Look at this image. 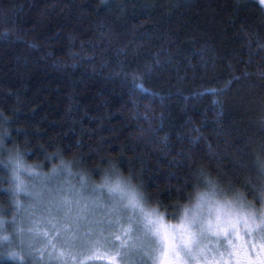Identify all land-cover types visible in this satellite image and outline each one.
I'll use <instances>...</instances> for the list:
<instances>
[{"label": "trees", "instance_id": "obj_1", "mask_svg": "<svg viewBox=\"0 0 264 264\" xmlns=\"http://www.w3.org/2000/svg\"><path fill=\"white\" fill-rule=\"evenodd\" d=\"M64 167L129 179L171 222L209 190L259 209V0H0V264H44L15 241L43 206L20 178Z\"/></svg>", "mask_w": 264, "mask_h": 264}, {"label": "rangeland", "instance_id": "obj_2", "mask_svg": "<svg viewBox=\"0 0 264 264\" xmlns=\"http://www.w3.org/2000/svg\"><path fill=\"white\" fill-rule=\"evenodd\" d=\"M20 185L28 202L43 206L19 214L15 241L36 244L35 260L44 264L264 262V200L256 209L209 190L171 222L115 174L94 178L64 167L30 171ZM226 224H235L227 236Z\"/></svg>", "mask_w": 264, "mask_h": 264}, {"label": "snow or ice", "instance_id": "obj_3", "mask_svg": "<svg viewBox=\"0 0 264 264\" xmlns=\"http://www.w3.org/2000/svg\"><path fill=\"white\" fill-rule=\"evenodd\" d=\"M261 2L264 3V0H261ZM228 227H233V228H235V224H226V225H225L224 232H225V235H226V236L229 235V233H228V231H227ZM181 240L183 241V234H182V236H181ZM262 264H264V262H262Z\"/></svg>", "mask_w": 264, "mask_h": 264}]
</instances>
